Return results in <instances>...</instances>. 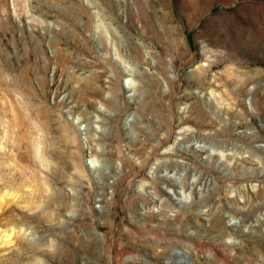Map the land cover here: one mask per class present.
<instances>
[{
    "label": "rangeland",
    "instance_id": "rangeland-1",
    "mask_svg": "<svg viewBox=\"0 0 264 264\" xmlns=\"http://www.w3.org/2000/svg\"><path fill=\"white\" fill-rule=\"evenodd\" d=\"M0 264H264V0H0Z\"/></svg>",
    "mask_w": 264,
    "mask_h": 264
},
{
    "label": "bare ground",
    "instance_id": "bare-ground-1",
    "mask_svg": "<svg viewBox=\"0 0 264 264\" xmlns=\"http://www.w3.org/2000/svg\"><path fill=\"white\" fill-rule=\"evenodd\" d=\"M97 129H98V128H97ZM178 139H180V138H178ZM175 142H176V141H175ZM200 147H201V145H199V144L197 143V144H196V148H200ZM170 149H171V148H170ZM93 159H94V158H93ZM166 172H167V171H166ZM164 174H166V173H164ZM164 174H163V175H164ZM161 176H162V175H161ZM170 177H171V176H170ZM180 185H181V184H180ZM167 192H168L169 194H171L172 191L168 190ZM177 200H178V199H177ZM180 201H181V200H178V202H180Z\"/></svg>",
    "mask_w": 264,
    "mask_h": 264
},
{
    "label": "built area",
    "instance_id": "built-area-1",
    "mask_svg": "<svg viewBox=\"0 0 264 264\" xmlns=\"http://www.w3.org/2000/svg\"><path fill=\"white\" fill-rule=\"evenodd\" d=\"M88 154H89V152H88ZM90 161V160H89Z\"/></svg>",
    "mask_w": 264,
    "mask_h": 264
}]
</instances>
